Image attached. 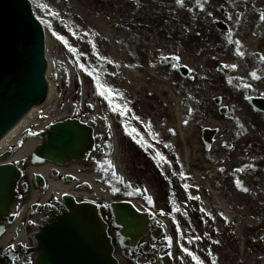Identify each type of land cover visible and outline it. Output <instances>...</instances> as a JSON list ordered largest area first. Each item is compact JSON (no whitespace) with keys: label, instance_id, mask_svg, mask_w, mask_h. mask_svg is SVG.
Returning a JSON list of instances; mask_svg holds the SVG:
<instances>
[{"label":"rangeland","instance_id":"374dc122","mask_svg":"<svg viewBox=\"0 0 264 264\" xmlns=\"http://www.w3.org/2000/svg\"><path fill=\"white\" fill-rule=\"evenodd\" d=\"M31 1L33 2L35 11L39 16H41L44 20L51 19L52 21V27L50 28L47 26V35L50 42L53 43L49 50L52 56L54 67L53 73L50 74V78L56 83V97L52 100H49L48 103L40 105L38 109V118L35 121L34 127H39L45 122L49 123L58 119L63 120L72 115L74 111L76 113L75 116L77 117H82L86 121L92 123L97 122V134L105 137L107 133L104 128L105 124L103 118L109 120L112 131L110 130L108 134H111V132L113 134L114 132L113 138L117 139L116 143H118V146L121 150L120 161L122 162L121 164L125 171V177L127 180L126 182L131 187H133V189L129 190L115 185L116 188H114L118 189V191L109 192V197H111L112 199H121L127 197L134 198L141 204V207H143V209H153L155 214H159V212L163 213V215L165 216L164 222L168 228L169 235L172 237L175 248H178V246L184 244L190 247L191 250L195 249L199 251L200 256L204 252H211V255L206 254L202 257L203 259L207 258L205 262L208 261L209 257H211L212 260L213 258L216 259L217 264H232L234 261L233 256H238L239 249L237 238L234 237L230 226L224 228V226L222 225V233L225 231L227 233H225L224 235L218 234L219 231L217 227H219V225L221 224V222L218 221L220 219H218L216 215V213H218L219 211L218 208H216L214 205H211L212 211L209 212L208 209L204 208L201 204V200H203V198H200L199 200L190 198L197 196L199 197V195L202 194V192L197 189V186L203 185V183H196L193 180V177L191 176L193 173V168H191L193 167V164L190 165V169L188 168L187 170L181 167L178 158V152L182 150L180 144L177 143L175 147L172 148L171 137L173 134H171L169 130L161 128L164 121L158 114L159 112H161V110L166 111L170 106L172 107V101L170 99L167 100V106H165L164 102H162L161 100V94H158L159 92H157L160 88L161 90L164 89L162 91L164 93V91L168 87L167 85H163L162 87L158 86L157 84H160L158 79L150 76L147 69V66H149L150 64V60L146 53V46H144L143 44L135 46V48L137 47V49L142 48L140 53L137 55L142 60H144L142 65L145 67V69H140V75L138 74L136 76L137 79L136 81H134L135 83H131V85L135 86L137 83L145 82L147 87L145 89H151L153 90L152 93H154L149 95L148 92H144L141 93L144 100L136 99L130 96V89H127V91H125L124 93V98L126 101L131 102L129 104V107L133 110L135 115L140 117V121L130 119L127 122L130 124V126L137 128L139 133V136L137 137L138 139L147 141L148 145H151L147 148V150L144 147H141L140 144H137L135 140H133L126 134V132L124 131L125 118L118 117L116 113L112 112L107 107V102L104 101L103 98L96 95L92 77H89L86 73H84L80 69L79 63L75 60V55L83 53L84 55H81L80 62L85 63L90 70L95 69L96 72L100 74L101 78L103 80H106L108 84L119 90L124 89V86H127V77H130L132 73L129 72L130 69L127 67L129 58L126 57L127 61H125V58L122 56V51L120 50V48H122L124 51H126L127 48L125 44L123 45L119 43L118 45H116L118 42V38H123V32L122 30L115 27H117V23H119L123 28V24L121 23L122 21H120L119 18H114V14L112 13L115 11V7L122 2L126 4V7L124 6L125 8L130 7L131 5H128L127 3L130 1ZM82 3L88 6V10L87 8L82 9V7L81 10L79 7L76 8L78 12L76 10H73L72 7H74L75 4H78L79 6ZM44 5L48 6V8L53 11L59 12L60 15L58 17H50L45 8L42 7ZM149 6L145 9H149ZM105 8L110 11H108V14L100 12V10L103 11L105 10ZM246 17L249 21L253 20V15L250 14L249 11L246 12ZM103 19L107 20L110 26L113 27L110 28V31H112V37H105L101 32L102 30L100 29V27H98V24H100ZM70 30H74L76 32V35H72V31ZM53 31H55L59 35L64 36L68 40L69 45L75 47L78 50V53H70L68 51V46H66L62 41L58 40L57 37L52 34ZM86 33L87 35H85ZM98 34H100L99 38ZM77 37H79V39ZM92 42H95L96 44L95 50L92 48ZM116 46H120V57L119 51L117 52V54L113 53L114 47ZM106 48L111 49L109 51ZM97 50L99 52V55L105 56L106 58L112 57L115 62L109 64L107 63V61H100L97 58ZM109 53L110 56L108 55ZM154 59L155 57L153 58V60ZM195 59L197 61H200L202 58L196 57ZM134 60L136 59L134 58ZM66 63L72 65L73 71L69 69ZM214 65V63L212 65H210V62L207 63L208 69H214ZM63 67H67L66 69L70 72L68 79L65 75L67 72L65 71V69H63ZM213 71L214 70H210V73L212 74ZM112 73H115V75H112ZM162 74L163 73L161 72L158 74L159 79H161ZM144 78H146V81H143ZM207 81L208 78L197 74V81L195 80V82L192 83L195 87L191 85V91L189 92V95H182L185 102H183V107L185 108L186 106L189 111L190 108H193L198 120H200L201 122L202 120L205 121L206 118H208L209 121H211L213 118L217 123L227 122L228 126L231 125L233 127V132L231 133L240 132L242 130L241 127L236 126V121L239 120L236 119L235 115L239 116L238 114L240 113V107H238L237 105L246 107V109L241 112L245 114V116H248V118L243 119V121L245 122L247 119V121L249 122V128L252 131L251 135L253 137V143L256 144V146L252 148L250 147V143H246L247 147L244 145V149L242 150L244 154L241 153L243 154L244 158L240 164H238V161L240 159L238 158V156L237 158L235 156L238 153L233 151L229 152L230 148H221L218 151L208 152V154H205L204 146L201 142H199L201 130L203 128V126L200 125L204 124L198 123L195 126V130L191 132V136H194V138L192 139L190 144L193 145V143L196 142L195 146L199 149V151L202 152L201 161L204 165L202 170L203 176L205 177V172H207V170L205 169L206 167L212 168V165L208 163L205 155L211 157L216 155L219 156V160L221 162L225 161V166H227L228 168H231L230 166H234L233 168H231V170H235V168H238V166L240 165L244 166L245 163L252 166L245 169V173L243 172L238 176L241 181L246 180L247 177L252 173H254L255 175L257 174V178H263L264 159L261 161V167H256V163L259 160V157L254 158L255 156H252L258 155L260 157H263L261 155L264 154V128L262 127L263 124H261V114L252 113L250 110L249 112L247 106L244 105L245 102L242 98V95L237 90H225L224 88L222 89L221 84L223 82L221 80L218 82L216 79H213L211 82L208 81L209 83H207ZM167 82L171 85L172 81L169 80ZM216 85H218V89L215 88ZM87 89L90 92V94L88 93L89 95L86 93ZM194 90H196V93L194 92ZM69 91L72 92V96H74L75 94L77 95V98H75V100H72V98L69 97L66 98ZM219 93H221L220 95L225 104H234L235 102H237L236 107L233 111L234 113H231L226 121L223 120L220 111L216 107V103L213 99ZM188 97L190 98V102L185 101V99L188 101ZM90 106L92 107V109H90ZM37 122H39L40 124H37ZM149 122L151 123V127H149ZM155 123H157L158 129H154ZM225 125L226 124L220 126L222 127ZM154 133L158 135L154 137ZM241 143H243L242 140L239 141V146ZM165 145L171 146L165 147ZM105 148H107V146ZM246 148H249L247 152H245V150H247ZM259 148L261 150H258ZM250 151L252 152V155H250ZM157 152L163 154L166 157L167 161H169L170 163L159 161L158 166L159 158L156 157ZM196 153L198 154L197 151ZM96 154L97 153L95 152V155ZM96 156L101 160L104 159V157L101 155L97 154ZM154 157L156 158L154 159ZM213 167L215 168V165H213ZM114 171L116 170L114 169ZM173 173H175V175H173ZM181 173L184 174L183 177L180 175ZM218 174L221 178H223L224 175L226 176V179H220L223 180L221 181L223 184H226L225 181H227V178H230L229 173H227L226 171L224 173L219 171ZM185 176L188 177L187 179L191 180V182L184 181L182 178H185ZM116 178L124 183V179H121L118 175H116ZM185 183L189 185V188L187 190H185L183 187ZM144 189H146L147 191H137ZM233 191L235 193H233L232 198H235L236 201L244 196L241 195L237 190L235 191L233 189ZM89 192L92 194L91 191ZM259 193L256 196H251L249 200L246 198V205L247 207H249V209H252L253 207H255L256 209L260 206H262V208L264 209V190H262L260 194ZM148 196H151L153 199L152 205H150L151 203L148 202ZM174 206L178 207L180 210L174 211ZM201 208L205 209V211L202 212ZM181 209H183L182 212ZM208 213H211V215H208ZM255 217L258 220H260L261 218L260 215H256ZM261 221V224H256L250 227V229L248 227L250 225L244 228L248 232L252 233L249 236L245 237V242L256 241L259 236L260 238L264 236V219H262ZM177 222L179 224V230L177 229ZM205 233H207V235H205ZM196 236L201 237V239H193L192 243H188V240L190 238H194ZM217 240L219 241L218 244L213 243V241ZM235 240H237L236 243ZM233 246L235 250L233 252H230ZM249 253L251 258L255 257L254 252L252 253L249 251ZM257 254H260V252L258 251ZM227 259L231 261H228ZM209 264H212V262H210ZM243 264H249V262H243Z\"/></svg>","mask_w":264,"mask_h":264},{"label":"water","instance_id":"95a60500","mask_svg":"<svg viewBox=\"0 0 264 264\" xmlns=\"http://www.w3.org/2000/svg\"><path fill=\"white\" fill-rule=\"evenodd\" d=\"M35 14L44 20L36 11ZM43 24L47 33V25ZM43 46L42 28L28 1L0 0V137L31 104L38 103L46 91ZM46 48L50 65L47 41ZM49 79V96L42 104L48 103L54 92L55 83ZM42 136L43 142L34 151V162L49 160L65 164L69 160L83 159L94 145L92 128L78 119L51 124L49 131ZM8 155L0 156V160L8 158ZM20 174L13 163L0 164V217L9 214ZM37 179L41 180L42 176L37 175ZM64 199V214L41 227L35 235L38 264H119L113 256L109 225L98 205L78 203L69 194ZM109 208L114 217L113 224L121 229L122 243L128 239L136 240L147 230L149 214L139 211L133 203L114 201Z\"/></svg>","mask_w":264,"mask_h":264},{"label":"flooded vegetation","instance_id":"af4514ba","mask_svg":"<svg viewBox=\"0 0 264 264\" xmlns=\"http://www.w3.org/2000/svg\"><path fill=\"white\" fill-rule=\"evenodd\" d=\"M170 2L173 4L175 12L169 21H166V17L162 13H157L155 18L147 21L150 27L146 29L149 32L138 28V36L144 33H158L162 39L154 40V42L162 44L169 53L176 49L188 54H195L202 48V44H208L207 47L211 49L212 53L228 63H234L237 59L242 60L243 64L235 67L236 69L231 68L230 72L231 75L242 73L249 79L248 82L253 80L251 87H245L239 78L233 76L234 82L228 83L225 88L239 89L249 106H251L252 98L264 100V19H261V14L264 13V0H203V10L197 0H184L183 7L176 3V0H170ZM159 3L163 4L162 1ZM247 11L253 15V20H248ZM155 22L158 24H154ZM169 25H172L173 28H169ZM247 37H257L259 41L253 44L243 42ZM230 38L233 41H239V44L230 43ZM185 40H192L193 45L186 46ZM236 48H240L245 55H236ZM164 67L166 77L170 76L169 72L177 74L178 78L182 77L176 68V61L165 60ZM217 72H222L220 66ZM253 72L260 79H253L251 76ZM175 86L179 87L180 92L187 91L185 84L180 86L177 82ZM23 188L18 191V196L21 198L17 202L15 210L18 214L29 196L28 191L26 192ZM37 209L40 207L37 206ZM51 210H53V205L50 209L49 206H46V214H49ZM7 249L0 252V259H7L9 264H30L31 257L26 248L21 251L12 247ZM188 249L190 250V248ZM181 251L178 255L175 254L173 245L169 247L165 232L161 231L157 225H154L149 234L143 237L135 247H119V255L124 264H194L191 258L183 252V249ZM205 264L208 263L205 262Z\"/></svg>","mask_w":264,"mask_h":264},{"label":"bare ground","instance_id":"6f19581e","mask_svg":"<svg viewBox=\"0 0 264 264\" xmlns=\"http://www.w3.org/2000/svg\"><path fill=\"white\" fill-rule=\"evenodd\" d=\"M163 2V4L168 3L170 0H161ZM76 2V1H75ZM75 7V8H74ZM73 10H76V8H80L85 9L88 6H86L85 4H81L78 6V4L74 5ZM156 9H159L160 11H162L164 9L163 6H156ZM138 9V8H137ZM88 10V8H87ZM77 11V10H76ZM78 12V11H77ZM121 12L123 14V16L127 15V12L121 9ZM161 17V16H160ZM154 24H158V22H155ZM98 27H100V29L102 30L101 32L104 34V36L106 37H110V33H112V31H110V24L103 19L101 21L100 24H98ZM166 27V26H165ZM169 28H173L172 25H169ZM115 29V28H114ZM144 32H149L147 29H142ZM186 41V40H185ZM47 42H48V48L50 50V47L53 43L50 42L49 37L47 35ZM185 45L190 47L193 45L192 40L186 41ZM105 48V47H104ZM110 51L111 48H106ZM52 50V49H51ZM119 50L114 47L113 53L117 54ZM134 52V49H133ZM128 54L131 53L130 51L127 52ZM110 56V53L108 54ZM107 60H111L112 62H115V60L110 57L107 58ZM50 65H49V70H48V76L50 74L53 73V60H52V56L50 54ZM119 62V60H118ZM123 62V61H121ZM188 65H191L193 68L194 66L197 67V69H201L204 71L202 64L197 63L195 60H187ZM67 66L69 67V69H71V71H73V67L71 64L66 63ZM123 64V63H121ZM127 64V63H126ZM127 66V65H126ZM131 71H129L130 73H132V75H130V77H127V86H124V89H121L120 91L125 93V91H127V89H130L129 94L131 97L136 98V99H143V96L141 95V92L143 91V89H140V87L138 86V83L135 86H132L131 83H135L134 81H136L137 77L136 74H139L140 72V67L141 65L139 64V62L137 60H130L128 62V66H127ZM67 67H63V69H66ZM67 71V69H66ZM60 74V73H59ZM205 76L211 77L212 75L208 72L204 73ZM55 83V82H54ZM132 87V88H131ZM142 88V87H141ZM86 93L90 94V92L88 91V89L86 90ZM149 94H152V91L148 92ZM88 94V95H89ZM159 94L163 95V97H161V99L163 101L166 100V98L170 99L173 102V106L168 109V111H162L159 112V116L161 117V119L167 121V124H164L165 126H170V128H173L176 130V134L175 137H171L172 140V148L175 147V145L178 143L181 146V152H179V159L182 162V166L187 169L189 165L192 164H196L197 162H199L196 166H198L197 169H194L193 174L195 177V180H203L205 185H206V193L204 194L205 198L204 201L202 202V205L205 208H209L210 204H215L219 210L223 213V215L225 217H227L229 220H233V222L236 224L237 221V215L236 213H239L238 216L241 219H245V214H243L246 210V206H245V200L244 199H240L239 200V204L236 203V200L231 198V199H227L225 196V192H223L222 187L220 184L216 183L215 185H213L211 178H204L201 176V170L203 169V162L201 163V156H199L196 151L197 147L195 146V143H193V145L190 144V142L193 139V136H191V132L195 130V122H196V117L194 115H192L191 113H189L186 108L183 107V103L181 102V96L179 94H177V92H175L173 89H168V91L166 93L163 92H159ZM125 96V94H124ZM166 96V98H165ZM56 97V83H55V88H54V92L50 98V100L54 99ZM72 98V100H75V98H77V95L75 94L74 96H72V92L69 91L68 95L66 96V98ZM38 109L39 106H34L28 113L26 119L20 121L15 127H13L1 140H0V149L4 150L5 148H7V146H9L10 144H12L13 142H15V140L17 139V137L27 128H30L31 126H33V124L35 125V121L38 118ZM185 121H187V124H185ZM213 123L210 122L209 124ZM216 123V122H215ZM37 124H40L39 122H37ZM48 123L45 122L43 123L41 126L37 127L36 130H43L46 125ZM217 124V123H216ZM40 142V139L38 138H34L31 137L29 139H27L23 146L20 148V150L17 152V154L14 156L13 160H20L21 158H25L26 156H30V154L32 153L33 149L37 146V144ZM121 158V150L118 147L117 149V159H115V163H116V167L120 173V175H122L124 177L125 175V171L122 168V163L120 161ZM239 159L241 160L242 157H239ZM74 164V165H73ZM80 163H72V167L70 168L68 165L67 167H57L54 164L51 163H46V164H41V165H31L29 166L27 172L29 174V176L31 178L34 177V175L36 174H42L45 176H50L49 172L52 170V168H57L61 174H74L75 176H78L79 179L81 178L80 174L78 173V168L77 165ZM80 168V167H79ZM212 174L214 175V171H212ZM82 179V178H81ZM85 180V179H84ZM250 181L252 182V179H250ZM88 183L90 185L93 184V190L96 193V195L98 196L99 199H105V201H107L106 199H108L107 193H106V188L105 187H99L98 185H96L94 182L92 181H88ZM264 182L262 180H259L258 182H254V191L260 190V188L262 187V184ZM74 187L71 184H64L61 181H58L57 179H53L50 178L49 179V190L48 192L44 195L43 199L47 200L49 197L52 196H61L62 194H65L67 192H72V193H76L73 191ZM219 190V191H218ZM227 192L231 193V187L228 185L227 186ZM79 192H77L76 194H78ZM39 192L35 195H38ZM80 195L83 196H87L90 197L91 194H89L88 192H80ZM38 199V198H36ZM110 199V197H109ZM33 201V200H32ZM133 203L140 209L141 208V204L138 201H133ZM253 207L252 209H249L247 212L250 213V215L248 216V220H252V222L254 221H258V222H262L261 220L264 219V209L262 208V206H260L259 208ZM241 210V211H240ZM256 215H260L261 218L260 220H258L255 216ZM255 219V220H254ZM25 236V234H24ZM249 247V246H248ZM252 250V249H249ZM259 249H253V252H258ZM242 251H245V246L242 247ZM251 252V251H250ZM256 258H254L251 261V264H259V262H255ZM0 264H8L7 259H2L0 260Z\"/></svg>","mask_w":264,"mask_h":264},{"label":"snow or ice","instance_id":"6c2138e0","mask_svg":"<svg viewBox=\"0 0 264 264\" xmlns=\"http://www.w3.org/2000/svg\"><path fill=\"white\" fill-rule=\"evenodd\" d=\"M176 3L180 4L181 7L184 6V0H176ZM197 3L200 4L201 9L203 10L204 8V4H203V0H197ZM45 8V10L48 12V15L50 17H58L60 15L59 12L53 11L50 8H48V6L44 5L42 6ZM209 15H212L211 13H209ZM261 19H264V13L261 14ZM43 23H45L48 27H52V21L51 19L49 20H43ZM72 31V35H76V32L74 30H70ZM54 36L57 37L58 40L62 41L66 46H68V51L72 54H77L78 50L75 47H72L69 45L68 40L62 36L59 35L58 33H56L55 31H53L52 33ZM87 35V33L85 34ZM79 39V37H77ZM230 43H234V44H239V41H233L229 40ZM92 48L95 50L96 49V44L95 42H92ZM97 58L100 61H107V63L111 64L112 61L111 60H107V58L105 56L99 55V52L97 50ZM81 55H84L83 53L77 54L75 55V60L79 63V67L80 69L86 73L89 77H92L93 81H94V90L97 96L103 98L104 101L107 102V107L114 113L117 114L118 117H124L125 118V122H124V131L126 132V134L131 137L133 140L136 141L137 144H140L141 147H144L146 150L148 147H150L151 145H148L147 141H144L142 139H138L137 137L139 136L138 130L135 127L130 126V124L127 122L130 119L136 120V121H140V117L135 115V113L133 112V110L129 107V104L131 103L130 101H126L124 98V93L121 92L119 89L113 87L112 85L108 84L106 80H103L100 76V74L98 72H96L95 69L90 70L89 67L83 63L80 62V57ZM236 55L238 56H244L245 53L243 51L240 50V48H236ZM175 59L177 61H179L181 59L180 56H176ZM224 67H229V65H224ZM231 67L235 68L237 67V65L233 64L231 65ZM112 75H115V73H112ZM251 76L253 79H260V77L255 73H251ZM229 83H232V80L229 79ZM245 87H251V85L246 84ZM185 124H187V121H185ZM149 127H151V123L149 122ZM241 127H243V125H241ZM173 131L174 130H170ZM35 135V133H33ZM158 134H153V136L155 137ZM171 145H165V147H170ZM156 157L159 158L158 160V166H159V161H163L164 163H170L169 161H167L166 157L161 154L160 152L156 153ZM154 157V159L156 158ZM108 166L109 167H114V165L112 164V161L109 160L108 162ZM252 166L250 165H244L242 168L238 169L237 171L243 172L245 169L250 168ZM220 171H223V169H220ZM173 175H175V173H173ZM182 177L184 176L183 173L180 174ZM236 186L238 188H241L242 191L244 192H248L249 189L247 187H243L242 181L240 179H237L235 181ZM184 189L187 190L189 188L188 184H184L183 185ZM113 191H118V189H113ZM137 191H144L146 192L147 190H137ZM192 199H196L199 200L200 197H190ZM148 202L149 203H153V199L151 196H148ZM180 209L178 207L174 206V211H179ZM201 211H205V209L201 208ZM163 214V213H161ZM18 215V213H17ZM208 215H211V213H208ZM221 216H223V213H221ZM225 219H227V217H225ZM177 229L179 230V224L177 222ZM205 235H207V233H205ZM168 239V244L169 247H171L172 245V237H167ZM193 239L195 240H199L201 239V237L196 236L194 238H190L188 240V243H192ZM213 243L218 244L219 241H213ZM10 247H14V245H10ZM183 249V252L191 258V260L194 262V264H205L204 260L201 259V257L199 255L196 254L195 251H191L189 250L187 247H184L183 245L180 246ZM171 254V253H169ZM209 255H211V252H209ZM212 264H217L216 259L213 258L212 260Z\"/></svg>","mask_w":264,"mask_h":264}]
</instances>
